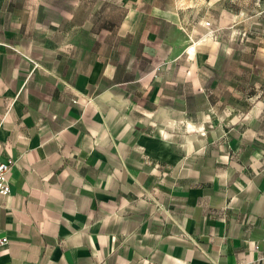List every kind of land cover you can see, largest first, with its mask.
I'll return each mask as SVG.
<instances>
[{"label":"crops","instance_id":"1","mask_svg":"<svg viewBox=\"0 0 264 264\" xmlns=\"http://www.w3.org/2000/svg\"><path fill=\"white\" fill-rule=\"evenodd\" d=\"M9 160L0 264H264V0H0Z\"/></svg>","mask_w":264,"mask_h":264},{"label":"built area","instance_id":"2","mask_svg":"<svg viewBox=\"0 0 264 264\" xmlns=\"http://www.w3.org/2000/svg\"><path fill=\"white\" fill-rule=\"evenodd\" d=\"M205 24L206 26H210L209 22H206ZM13 166V160L6 162L0 161V194L2 195H9L12 191L8 175L10 174ZM8 243L9 239L7 237H0V249L8 245Z\"/></svg>","mask_w":264,"mask_h":264}]
</instances>
